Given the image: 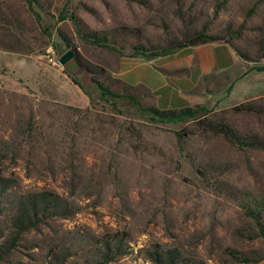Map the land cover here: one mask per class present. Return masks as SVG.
Returning a JSON list of instances; mask_svg holds the SVG:
<instances>
[{"label":"rangeland","instance_id":"1","mask_svg":"<svg viewBox=\"0 0 264 264\" xmlns=\"http://www.w3.org/2000/svg\"><path fill=\"white\" fill-rule=\"evenodd\" d=\"M32 1L38 19L26 0H0V177L11 181L0 245L21 195L57 194L69 213L40 215L0 264H98L106 254L107 264H152L166 250L188 264H264L253 216L264 226V149L218 131L264 144V0ZM75 21L114 50L84 42ZM202 29L246 60L200 75L179 108H159L207 112L153 121L139 106L156 98L123 80L125 64L150 60L132 48L178 46ZM69 49L75 60L62 67ZM78 57L120 98H102ZM157 71L174 86L189 74Z\"/></svg>","mask_w":264,"mask_h":264},{"label":"trees","instance_id":"2","mask_svg":"<svg viewBox=\"0 0 264 264\" xmlns=\"http://www.w3.org/2000/svg\"><path fill=\"white\" fill-rule=\"evenodd\" d=\"M28 8L32 11L36 18L39 16L32 9V0H26ZM76 31L80 38L91 45L107 48L110 50H114L113 47L109 46L106 41V37L97 34V33H84L77 21H75ZM205 29H202L198 34H195L187 41H183L178 46L174 47H166L160 49L149 50L146 49L143 45H136L132 48L131 57H144V58H157L164 57L170 55L180 49L187 47L200 46L211 43H224L218 42L219 39H216L212 36H208L205 33ZM233 49V48H232ZM234 50V49H233ZM236 53V51L234 50ZM237 54V53H236ZM237 56L242 60H246ZM77 62L81 64L83 69L91 76V81L97 86L100 92V96L102 98H112L119 99L116 93L110 90L108 86L103 84L98 80V76L102 75L104 71L101 68H98L92 64H88L85 62H81V59L78 57ZM257 70H264V67H259ZM128 98H132L129 96ZM139 108L149 114L152 120L160 123V124H178L182 123L186 119H195L200 112H207L206 109L202 105H197L194 108H182L178 110H159L154 107H143L139 106ZM218 131L222 133L225 137H227L230 141L237 144L239 147L244 146H258L259 148L264 149V144L250 141L245 142L241 141L234 132L226 125H221L218 128ZM254 142V143H253ZM11 188V181L4 177H0V196L4 195ZM5 206V205H3ZM68 203L62 200L57 194L43 191L38 193H29L26 195H21L15 199L13 203H11V207L7 211L8 224H9V234L6 236L4 243L0 245V250H2V254H0V259L3 258L5 253L11 250L18 241L19 237L29 231L32 228H35L41 221L40 215H48L50 217H65L68 215ZM6 211L4 212L2 203L0 204V216H5ZM259 213L254 215V219L256 220L260 237L264 242V226L260 223ZM4 232L0 231V238L3 237ZM8 250V251H7ZM112 260V257L107 254L104 255L101 262L98 264H107ZM243 262H248V258L242 259ZM152 264H188L187 262H180L178 254L174 250H166L164 252H154L152 254L151 259Z\"/></svg>","mask_w":264,"mask_h":264},{"label":"crops","instance_id":"3","mask_svg":"<svg viewBox=\"0 0 264 264\" xmlns=\"http://www.w3.org/2000/svg\"><path fill=\"white\" fill-rule=\"evenodd\" d=\"M222 44L187 47L164 57L146 58L150 59L147 64L137 69H131V64H125L123 80L128 86L140 85L146 88L156 98V108H179L187 100L185 93L192 89L193 81L200 75L226 71L236 65L239 57L231 47ZM169 56L170 60H166ZM158 66L169 71H184L189 74L178 76L175 80L182 84L174 86L169 82L170 78L167 79L157 71Z\"/></svg>","mask_w":264,"mask_h":264},{"label":"water","instance_id":"4","mask_svg":"<svg viewBox=\"0 0 264 264\" xmlns=\"http://www.w3.org/2000/svg\"><path fill=\"white\" fill-rule=\"evenodd\" d=\"M75 60V53L72 49L67 50L64 54H62L57 60L56 62L64 67L65 65H67L69 62L74 61Z\"/></svg>","mask_w":264,"mask_h":264}]
</instances>
